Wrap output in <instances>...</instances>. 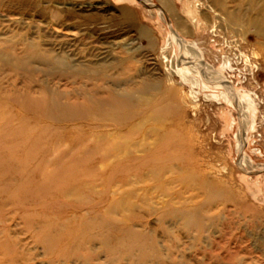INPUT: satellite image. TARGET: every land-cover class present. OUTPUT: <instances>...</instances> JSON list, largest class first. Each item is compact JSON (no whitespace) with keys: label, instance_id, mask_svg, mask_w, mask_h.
Instances as JSON below:
<instances>
[{"label":"rangeland","instance_id":"rangeland-1","mask_svg":"<svg viewBox=\"0 0 264 264\" xmlns=\"http://www.w3.org/2000/svg\"><path fill=\"white\" fill-rule=\"evenodd\" d=\"M163 1L0 0V264H264V0Z\"/></svg>","mask_w":264,"mask_h":264},{"label":"bare ground","instance_id":"bare-ground-1","mask_svg":"<svg viewBox=\"0 0 264 264\" xmlns=\"http://www.w3.org/2000/svg\"><path fill=\"white\" fill-rule=\"evenodd\" d=\"M163 3L167 4V2L164 0ZM162 6L166 9V10H171V8H168L166 7L165 5L162 4ZM189 6V5H188ZM188 8V7H187ZM190 8V7H189ZM193 9V8H191ZM195 9V8H194ZM211 9V8H210ZM185 12L187 9H184ZM190 10V9H189ZM194 11V10H193ZM193 13V12H192ZM186 14V13H185ZM189 14V13H188ZM186 14V15H188ZM195 14V12H194ZM196 15V14H195ZM191 17V15H190ZM198 18V17H197ZM194 20V19H193ZM199 20V19H198ZM196 21V20H195ZM96 93V92H95ZM117 98H115L114 96L110 97L108 99V101H110L111 105H114L115 107H120L121 105H124V101H117L116 100ZM127 101H129L128 99H125ZM157 105L153 104L152 105V108L154 109V107H156ZM141 107V106H139ZM108 117V116H106ZM109 118V117H108ZM125 118L124 114H121V115H118L117 117L113 118L112 116L110 117V119H123ZM14 126L12 125V119H0V136L1 135H5L8 136L7 140H6V143L8 145L9 141L11 140V137L13 136L14 134ZM93 136V135H92ZM93 138V137H92ZM91 138V139H92ZM170 142L171 141H166V140H161L160 142V149L158 151L156 150H153L150 154H149V158H152L153 157V161L156 160V163H160V164H170L172 160H175L177 159L176 157V154L174 153H171V154H165L163 152V150L165 149H169L171 147V149H174L173 146L170 145ZM158 146V144H157ZM166 146V147H165ZM8 146H6V149H7ZM97 149V145H92L91 147H89V151L90 152H86V156H80V157H73L72 159H66V160H62V159H59L57 162H56V167L50 169V170H47L46 168H43V176L42 178L40 179V182L43 183V184H50L49 182L51 180H54L56 179L58 182H69L67 180V174L66 173H71L73 174L75 172V169L77 168V165H87L88 162H92L94 163V160H93V155H95V153L93 151H95ZM97 151V150H96ZM107 153V152H106ZM164 153V154H163ZM72 155H78L77 152L73 153ZM92 155V156H91ZM91 157V158H90ZM112 158V157H111ZM139 161V160H138ZM99 164V163H98ZM102 164V162H101ZM159 164V165H160ZM103 165V164H102ZM108 165V164H107ZM134 165H138L137 162L134 163ZM118 167H115V168H112V174L114 172H116V169L117 170H126V166H125V163H122L121 165H117ZM74 179V178H72ZM71 179V180H72ZM70 180V181H71ZM47 181V182H46ZM74 183V182H73ZM43 189V188H42ZM42 193L43 192H46V190H42L41 191ZM63 192V191H62ZM61 192V193H62ZM32 196V199L33 198H39V197H43V195L40 193V196H37L35 195V193L31 194ZM49 196V195H48ZM45 197V196H44ZM44 202V201H43ZM112 203L110 200H109V203L107 204L108 205V209L107 210H110L111 209V204ZM49 206V204L47 205ZM54 208V206L52 205V209ZM56 209V208H55ZM34 229V228H33ZM73 239V238H72ZM133 241L132 242H135V243H138L136 239H132ZM138 240H140L138 238ZM75 241V240H74ZM117 243L119 245H122L124 243V240L123 239H118ZM133 245V244H132Z\"/></svg>","mask_w":264,"mask_h":264},{"label":"crops","instance_id":"crops-1","mask_svg":"<svg viewBox=\"0 0 264 264\" xmlns=\"http://www.w3.org/2000/svg\"><path fill=\"white\" fill-rule=\"evenodd\" d=\"M166 1H168V0H166ZM161 3H162V0H161Z\"/></svg>","mask_w":264,"mask_h":264}]
</instances>
